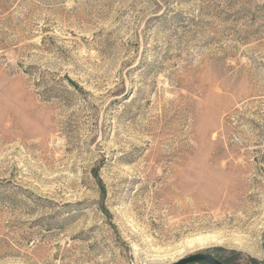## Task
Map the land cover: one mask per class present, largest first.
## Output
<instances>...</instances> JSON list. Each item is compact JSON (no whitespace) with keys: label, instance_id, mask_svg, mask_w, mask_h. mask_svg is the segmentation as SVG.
Instances as JSON below:
<instances>
[{"label":"rangeland","instance_id":"374dc122","mask_svg":"<svg viewBox=\"0 0 264 264\" xmlns=\"http://www.w3.org/2000/svg\"><path fill=\"white\" fill-rule=\"evenodd\" d=\"M197 252L264 264V0H0V264Z\"/></svg>","mask_w":264,"mask_h":264},{"label":"water","instance_id":"95a60500","mask_svg":"<svg viewBox=\"0 0 264 264\" xmlns=\"http://www.w3.org/2000/svg\"><path fill=\"white\" fill-rule=\"evenodd\" d=\"M174 264H225L220 259L216 258L212 253L197 252L182 257Z\"/></svg>","mask_w":264,"mask_h":264},{"label":"bare ground","instance_id":"6f19581e","mask_svg":"<svg viewBox=\"0 0 264 264\" xmlns=\"http://www.w3.org/2000/svg\"><path fill=\"white\" fill-rule=\"evenodd\" d=\"M200 241H201L202 244H205V242H207L208 239H201ZM194 245H195V244H194Z\"/></svg>","mask_w":264,"mask_h":264},{"label":"flooded vegetation","instance_id":"af4514ba","mask_svg":"<svg viewBox=\"0 0 264 264\" xmlns=\"http://www.w3.org/2000/svg\"><path fill=\"white\" fill-rule=\"evenodd\" d=\"M214 255V254H213ZM215 256V255H214ZM216 258H218V259H220L221 261H223L221 258H219V257H217V256H215ZM224 262V261H223ZM225 264H227L226 262H224Z\"/></svg>","mask_w":264,"mask_h":264}]
</instances>
